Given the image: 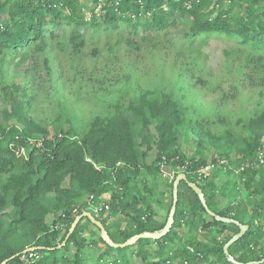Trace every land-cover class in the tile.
<instances>
[{
	"label": "trees",
	"instance_id": "1",
	"mask_svg": "<svg viewBox=\"0 0 264 264\" xmlns=\"http://www.w3.org/2000/svg\"><path fill=\"white\" fill-rule=\"evenodd\" d=\"M115 1L0 0V264L5 260L6 264H25L22 257L31 247L42 248L35 251L40 258L34 264H81L84 250L97 244L106 253L131 250L141 264L262 261L264 166L253 168L251 163L260 153L264 157V0H203L188 11L183 5L186 0H119V13ZM144 12L150 13L149 19L129 17ZM179 23L185 28L180 40L185 48L173 53L176 76L166 89L132 83L133 68L123 74L105 67L99 71L93 61L96 48L91 51L89 68L78 66L94 35L120 28L135 36L139 31L153 33L154 37L142 41L160 51L157 35ZM214 37L231 44L223 49L226 75L231 77L229 94L219 95L216 106L223 107L244 90L256 92L254 108L234 120L208 113L194 99L185 100L190 89L213 92L220 87L207 76L210 72L201 50ZM131 47L137 49L134 42ZM109 50L115 58L114 48ZM64 54L73 72L74 108L57 87V113L48 126L30 115L33 85L40 77L47 81L62 78L58 58ZM28 62L23 84L8 79L11 66L19 68ZM55 62L61 70L58 74ZM85 83L95 86L86 89ZM81 89H86L84 99L98 112L92 116V111L85 127L74 114L75 105L82 104ZM189 144L193 148L185 152ZM163 162L171 169L185 168L187 180L202 190L205 204L215 215L248 226L229 246L228 255L223 247L239 232L238 227L208 216L184 181L178 185L172 227L162 238L111 248L84 217L66 245L56 249L74 218L84 211L103 224L114 243L159 232L172 206L174 181L161 178ZM208 163L213 165L210 176L199 181L196 174ZM243 165L249 166L236 174ZM160 180L167 193L158 190ZM241 190L245 197L234 201ZM166 195V213L157 223L154 205ZM90 196L92 204H103L98 213L89 208ZM221 201L227 204L220 207ZM49 216L51 223L46 221ZM84 221L97 230L95 239L84 238ZM183 230L190 236L185 240ZM150 246L155 248L152 253ZM68 250L73 251L71 257L65 254ZM127 259L122 258L124 264Z\"/></svg>",
	"mask_w": 264,
	"mask_h": 264
},
{
	"label": "rangeland",
	"instance_id": "2",
	"mask_svg": "<svg viewBox=\"0 0 264 264\" xmlns=\"http://www.w3.org/2000/svg\"><path fill=\"white\" fill-rule=\"evenodd\" d=\"M84 3H90L91 0H81ZM87 16V14H86ZM183 33H185V28L182 23L177 24L172 28H168L160 32L156 40L158 42V48L160 51H155L148 44L147 41H142L144 37L151 36L154 37L155 34L139 31L138 35L135 36L133 33H130L129 30L120 28L117 31H114L108 35L99 33L94 35L90 42H87V45L82 53V59L79 60V67L82 70L83 67L89 68L90 63V54L91 51L96 48L97 53L96 57L93 60L97 69L103 70L104 67L107 71H115L116 73H126L127 69L133 68L132 83L137 82L143 87H148L149 85L160 86L163 88H168L170 82L172 83L176 76V71L172 66L173 53L176 49H183V45L180 40L183 38ZM117 42V43H116ZM135 43L137 49L131 47V44ZM197 43V42H196ZM231 46L229 42L224 38L214 37L209 38L205 45H202V52L205 55L204 64L205 68L209 70L210 81L214 84L220 85L216 90L212 91H200L192 90L187 92L185 97L186 101H191L194 99L197 103L199 102L203 110L208 113H213L212 115H221L226 116L228 120H234L236 117L241 116L243 112L250 111L254 107L256 99V92L249 89L244 90L243 94L238 96L236 99L229 101L223 107H217L219 95L222 93L229 94V86L231 84V77L226 75L225 71V61L223 56V49ZM114 48L115 58L112 57V53L109 48ZM169 47L170 50L166 49ZM92 61V62H93ZM60 68L62 69V78L57 81L54 79L47 81L45 78H38L33 85L34 97L31 101V112L30 115L34 120L42 121L43 124L50 125V121L53 118L54 114L57 113L56 103L59 101L56 96L57 87L65 95V98L68 100V104L72 105L74 108L73 99L70 93L75 91L73 87V77L72 71L70 69V62L66 54L60 55L58 58ZM56 63V62H55ZM55 65L56 73H60L57 63ZM30 63H26L22 67L14 68L11 66L8 71V79H13L17 84H23L24 77L26 75V70L29 68ZM95 86V84H86ZM86 89H81L82 104L75 105V118L78 120V123L81 126H87L89 118L91 117L92 111L95 112L92 116L98 114L93 108V104L88 100H85V91ZM229 96V95H228ZM1 109V106H0ZM81 120V121H80ZM192 149V145L189 144L184 146L185 152ZM242 189V188H240ZM243 196V190L240 192ZM47 223H51L52 217L49 216L46 219ZM87 224L93 230H97L89 224L87 221H84L82 225ZM128 250L123 252V257H128ZM66 256L71 257L73 254L72 250H68ZM109 260L111 259V254L108 255ZM123 263V261H120ZM91 264H98V260L91 261ZM105 264V263H104ZM172 264H182L179 261H174Z\"/></svg>",
	"mask_w": 264,
	"mask_h": 264
},
{
	"label": "water",
	"instance_id": "3",
	"mask_svg": "<svg viewBox=\"0 0 264 264\" xmlns=\"http://www.w3.org/2000/svg\"><path fill=\"white\" fill-rule=\"evenodd\" d=\"M181 181H184L188 185V187L191 188V190L198 196V198L201 202L200 204H202V206L204 207L208 216L215 218L217 221L233 223L238 227L239 232L237 234H235L234 236H232V238H230V240L227 241V243L223 247L224 254L228 255L229 246L244 235V233L248 229V226L240 224L238 221H235V220L219 217V216L215 215L212 211H210L208 209L207 205L205 204L206 202H205L202 190L195 183L189 182L187 180L185 173H179L174 178L173 188H172V206L170 208L166 223H165L164 227L159 232L142 233V234H138V235L133 236L129 240H126V242H124V243H120V244L114 243L110 239V237H109L107 231L105 230L103 224L99 220H96V218L90 212L84 211L80 215H78L74 218L64 240L61 242V244L57 245L56 249H61L62 247H64L66 245L68 238L72 235V233H73L74 229L76 228L77 224L79 223V221L84 217L87 218L91 222V224H93L99 230V235H100L101 239L111 248H120L121 247V249H123V248L129 247V246H132L139 239H147L148 238V239H152V240H158V239L162 238L163 236H165L170 231V229L172 227L174 214L176 211L177 196H178V185ZM40 249H42V248L31 247V248H28L27 250H25V252H35V251H38ZM228 259L230 261H232V259L230 257ZM6 262L7 261L5 260L1 264H6ZM262 263H264V259L260 262H255L254 264H262Z\"/></svg>",
	"mask_w": 264,
	"mask_h": 264
},
{
	"label": "crops",
	"instance_id": "4",
	"mask_svg": "<svg viewBox=\"0 0 264 264\" xmlns=\"http://www.w3.org/2000/svg\"><path fill=\"white\" fill-rule=\"evenodd\" d=\"M160 182H162L160 185H159V189L158 190H161V191H164L167 193V191H165V182L163 180H160ZM245 196H237L235 198L234 201H237V200H242ZM105 199H107V196L104 197ZM168 198L169 196H160V202L159 204L157 205H154V209H155V212H156V217H155V220L157 223H160L163 221L164 219V216H165V213H166V206H167V203H168ZM232 197H229L228 198V201H232L231 199ZM222 202V201H221ZM220 202V207L221 206H224L225 204H227V202L223 201L222 203ZM118 219H115V221L117 222ZM206 220L209 221L210 219L208 217H206ZM111 226V225H110ZM84 228H86V232L85 234L83 235L84 238H87V239H95L98 232H96L95 230H93L90 226H87V224H84L83 226ZM112 227V226H111ZM124 227V223L121 224V228ZM113 228H111V232H113ZM198 234H203V232H198ZM182 236L184 237V240L187 239L189 236V234L187 233L186 230H183L182 232ZM224 237V236H223ZM155 250L154 246H150L148 248V251L150 253H152L153 251ZM129 252H126V254L128 253V264H141V261L136 259L135 256L133 254H131V250H128ZM109 254H111V259L109 260ZM123 252L122 253H118V252H110V253H106L105 252V248L104 246L100 245V244H97V245H89L83 252V258H84V263L85 264H91V261H95L96 259L98 260V264H124V263H121L120 261L122 260L123 258ZM116 260V262L114 261Z\"/></svg>",
	"mask_w": 264,
	"mask_h": 264
},
{
	"label": "built area",
	"instance_id": "5",
	"mask_svg": "<svg viewBox=\"0 0 264 264\" xmlns=\"http://www.w3.org/2000/svg\"><path fill=\"white\" fill-rule=\"evenodd\" d=\"M177 2L179 0H176ZM201 1L203 0H186L183 5L184 7L188 10H190L194 5L199 4ZM138 4L141 7V1H138ZM119 5V0L114 2V6H115V11L118 12L117 7ZM102 7V4H98L96 6V12H98ZM163 9L166 10V7L163 6ZM119 13V12H118ZM129 17L135 21L137 18H145V19H149L150 17V13L149 12H144V13H137V14H130ZM221 165L225 164V161H220L219 162ZM264 166V157L263 154L260 153L257 157V160H254L251 163V167L256 168L258 166ZM249 166V165H246ZM245 165L241 166L238 170L235 171L236 174H238L239 172H243L244 168L246 167ZM160 176L162 179L166 180L167 182H171L174 180L175 176L179 173H184L183 170L185 169L184 167H176L175 169H171L169 166H167V164L165 162L160 164ZM213 169V165L211 163H208L207 165H205L204 167H202L200 170H198L196 176L197 179L199 181H203L207 178H209L210 176V172ZM243 182V179H240L238 181L239 184H241ZM92 200L93 197L90 196L89 197V208L94 212V213H98L101 210V207L103 206L102 203H100L99 205H94L92 204ZM188 250L193 253V249L191 247H188ZM201 257V256H200ZM23 260L25 261V264H34V262H36L37 260H39L40 256L36 253V252H27L26 254H24V256L22 257ZM81 264H85L84 262H82ZM183 264H187L186 262H184Z\"/></svg>",
	"mask_w": 264,
	"mask_h": 264
}]
</instances>
